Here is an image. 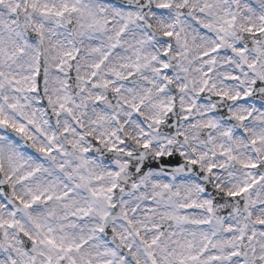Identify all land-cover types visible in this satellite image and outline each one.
<instances>
[{
	"label": "snow or ice",
	"instance_id": "1",
	"mask_svg": "<svg viewBox=\"0 0 264 264\" xmlns=\"http://www.w3.org/2000/svg\"><path fill=\"white\" fill-rule=\"evenodd\" d=\"M0 264H264V0H0Z\"/></svg>",
	"mask_w": 264,
	"mask_h": 264
}]
</instances>
